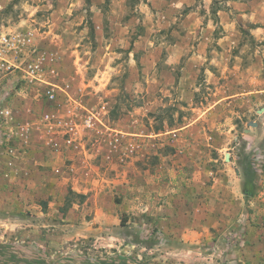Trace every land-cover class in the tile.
Returning a JSON list of instances; mask_svg holds the SVG:
<instances>
[{
  "label": "rangeland",
  "instance_id": "374dc122",
  "mask_svg": "<svg viewBox=\"0 0 264 264\" xmlns=\"http://www.w3.org/2000/svg\"><path fill=\"white\" fill-rule=\"evenodd\" d=\"M249 1L0 0L56 85L19 82L1 128L0 264H264Z\"/></svg>",
  "mask_w": 264,
  "mask_h": 264
},
{
  "label": "built area",
  "instance_id": "2783aa9c",
  "mask_svg": "<svg viewBox=\"0 0 264 264\" xmlns=\"http://www.w3.org/2000/svg\"><path fill=\"white\" fill-rule=\"evenodd\" d=\"M2 5L0 4V11ZM22 43L19 34L5 30L0 26V142L3 134L2 125H7L12 119L11 98L16 86L22 80L37 85L47 84L46 94L54 98V83L47 82L43 77L42 62L39 58H26V53L20 54ZM51 86V87H50Z\"/></svg>",
  "mask_w": 264,
  "mask_h": 264
},
{
  "label": "crops",
  "instance_id": "0c3cea01",
  "mask_svg": "<svg viewBox=\"0 0 264 264\" xmlns=\"http://www.w3.org/2000/svg\"><path fill=\"white\" fill-rule=\"evenodd\" d=\"M246 7L251 9L249 12H241L238 17H244L246 22H251L253 25L250 26V34L253 37L264 39V8L258 12L256 9V4H254L253 0L247 2ZM217 17L221 15V11H216ZM237 16V14H236ZM244 21V22H245ZM136 203V201H133ZM126 211V210H124Z\"/></svg>",
  "mask_w": 264,
  "mask_h": 264
},
{
  "label": "trees",
  "instance_id": "16d2710c",
  "mask_svg": "<svg viewBox=\"0 0 264 264\" xmlns=\"http://www.w3.org/2000/svg\"><path fill=\"white\" fill-rule=\"evenodd\" d=\"M71 200H69L68 196H66L65 200H64V208L62 210V213L71 205Z\"/></svg>",
  "mask_w": 264,
  "mask_h": 264
},
{
  "label": "water",
  "instance_id": "95a60500",
  "mask_svg": "<svg viewBox=\"0 0 264 264\" xmlns=\"http://www.w3.org/2000/svg\"><path fill=\"white\" fill-rule=\"evenodd\" d=\"M227 156H226V159L228 158V154H226Z\"/></svg>",
  "mask_w": 264,
  "mask_h": 264
}]
</instances>
